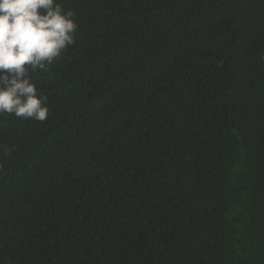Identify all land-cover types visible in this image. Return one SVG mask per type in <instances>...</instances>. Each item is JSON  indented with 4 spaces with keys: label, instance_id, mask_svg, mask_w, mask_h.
I'll return each mask as SVG.
<instances>
[{
    "label": "trees",
    "instance_id": "1",
    "mask_svg": "<svg viewBox=\"0 0 264 264\" xmlns=\"http://www.w3.org/2000/svg\"><path fill=\"white\" fill-rule=\"evenodd\" d=\"M75 44L0 115V264H264V0H57Z\"/></svg>",
    "mask_w": 264,
    "mask_h": 264
},
{
    "label": "clouds",
    "instance_id": "2",
    "mask_svg": "<svg viewBox=\"0 0 264 264\" xmlns=\"http://www.w3.org/2000/svg\"><path fill=\"white\" fill-rule=\"evenodd\" d=\"M73 17L57 0H0V115L47 120L49 107L30 72L75 44Z\"/></svg>",
    "mask_w": 264,
    "mask_h": 264
}]
</instances>
